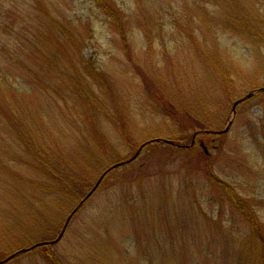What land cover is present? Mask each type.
<instances>
[{"label":"rangeland","instance_id":"1","mask_svg":"<svg viewBox=\"0 0 264 264\" xmlns=\"http://www.w3.org/2000/svg\"><path fill=\"white\" fill-rule=\"evenodd\" d=\"M113 1L129 18L128 45H125L124 53H131L132 63L124 57L122 43L104 17L93 5L83 0H0V14L9 11L14 15L13 19L23 21L31 28L35 16L34 6L36 2H44L45 7L51 8L53 17L60 16L55 18L75 23H78L76 20L82 23L91 21L93 38L86 42L82 60L85 62L90 59L93 68L101 71V75L106 78L104 83L107 94L100 96L105 104L111 99L117 100L116 94L121 97L123 91L137 123L133 124L135 136L140 139L150 134L160 136L159 139L163 140L172 137L167 133L173 127L170 120L158 115L154 107L161 104L159 96L166 108L171 107L168 105L170 103L175 111H180L179 103L168 96L169 91L183 104L193 95L189 87H196L201 78H206L205 72L208 74L213 61L210 58L205 62L194 52L199 43L197 36L200 38L202 32L208 33L210 30L205 39L214 47L210 49L213 56L219 55L220 51L222 58L231 57L232 62L240 66H245L246 60L252 59V64L244 70L249 75L264 71V44L259 43V57L257 53L253 56L251 48L257 45L244 42L240 37L224 31L221 26L209 24L207 28L206 24L216 20L211 16L222 15L225 30H228L226 25L232 27V22L237 23L243 12L253 17L252 21L257 25L264 16V0H221L219 7L222 9L216 6L213 8L206 0ZM194 4L203 6L207 10L205 13H210L200 16L203 23L198 18L201 12L195 15L194 11L197 10ZM139 11L150 14L156 24L165 26L160 28L161 31L159 28L152 31L150 44L138 29L137 23L142 22ZM192 14L200 26L197 28L196 20L189 24L195 42L188 44L184 35L172 29V22L184 23ZM229 17L232 22H229ZM200 27L202 31H198ZM20 36L24 45L15 43L8 32H0V44L7 50L8 56L14 53V49L26 51L28 43L25 40L32 36L23 30ZM147 46H151L150 49ZM259 58L262 60L259 61ZM146 64H149L148 75L159 79L161 85L155 83L159 89H151V97L148 92L150 86L147 89L135 75V70L141 71ZM165 83L166 87L162 88ZM245 83L244 93L239 89L238 96L255 94L239 107L235 116L230 113L222 130H219L223 131L229 121L232 122L229 132L223 138L203 140L199 137L193 149L175 152L162 146L148 147L132 164L110 173L68 224L61 241L51 248L62 264H184L183 261H191V264H237L233 255L248 236L245 225L238 220L233 226L229 215L227 218L221 216L224 222L220 223L224 224L225 234L219 233L213 228L214 225L208 224L204 216L198 217L195 209L187 214L184 203L186 199L189 200L187 194L192 188L199 198V204H203L205 198L208 200L213 194L208 188L203 190L202 185L206 182L201 175L202 166L198 156L201 153L200 142L208 149L211 161L209 166L216 178L226 181L236 195L263 200L264 203V93H256V90L264 87V74L254 82ZM111 86L116 94L109 93ZM24 94L23 98H18L20 104L38 107L43 111L42 126L48 139L45 148L50 151L51 160L62 165L63 174L74 173L83 182L93 181L94 186L98 175L111 162H117L119 158L126 159L132 154L135 156L136 153L128 151L120 142L113 125L100 120L94 123V128L106 139L107 147L112 146L109 148V161L105 159L104 162L103 155L98 152L94 158L95 153L91 147L96 140L90 134L87 124L70 119L71 112L60 108L62 103L51 94H43L41 91L32 94L27 91ZM108 96L111 98L108 99ZM221 97L222 109L215 115L217 119L224 114L227 103L226 96ZM95 111L92 108L89 112L94 115ZM188 111H191L190 106ZM5 130L6 124L0 123V255L8 253L0 256V262L5 259L4 256L9 257L24 249L25 244L31 247L40 241L55 240L76 206L74 197L70 198L54 190V179L42 171L44 161L36 159V156L30 158ZM216 147L220 151L215 152ZM201 206L209 208L207 204ZM117 208L119 211L116 219L109 221L111 210L115 212ZM226 209H230L229 206ZM258 216L264 223V210ZM43 219L45 221L41 222ZM55 223H58L57 226L50 232L49 229ZM41 224L46 226L42 225L41 228ZM236 228H239L240 233L238 239L230 235ZM23 238L25 242H21ZM3 264L45 262L41 252L34 250Z\"/></svg>","mask_w":264,"mask_h":264},{"label":"trees","instance_id":"2","mask_svg":"<svg viewBox=\"0 0 264 264\" xmlns=\"http://www.w3.org/2000/svg\"><path fill=\"white\" fill-rule=\"evenodd\" d=\"M83 1L93 5V7L99 11L100 15L104 17L108 26H110L109 28L119 38V42L122 43L121 50H123L124 57L128 62L132 63L131 53H124L126 48L125 45H128V16L124 15L113 0ZM206 1L207 3H211L213 8H215V6L219 7V1L221 0ZM149 2L151 1L149 0ZM194 5L197 8H195L197 11H194L195 15L196 12H201L198 15V18L202 22L200 16H205L206 14L209 15L210 13H205L207 10L203 6L198 4ZM34 7L33 11L35 12V16L32 18L33 26L31 28H28L27 23H23V21H19V19H13L14 15L9 13V11L3 15L0 14V32H8L9 36L14 38L15 43L24 45L20 36L22 30L26 31L30 37L32 36V38L25 40L28 43L25 52H20L14 49V53H11V55L8 56L7 50L0 44V123L6 124L7 130H5V132L8 133L11 138H15L18 142L17 146L23 151H26L30 158L33 159L36 156V159L38 158L44 161L41 165L42 171L50 176V178L54 179V190L57 193L67 195L70 198L74 197V200H76V206L87 195V191L92 189L93 181L85 180V182H83L81 179L79 180V177L74 173L63 174L62 165L55 163L53 159L51 160V153L45 148L48 139L42 126L44 120V118H42L44 117L43 111L38 107H31L28 104H20L18 98H23L25 92L29 91L32 94L41 91L43 94H51L50 96H53L54 99L57 98L58 101L62 103L60 108H65L67 112H71L70 119H73L77 123L82 122L87 124L90 134L94 136V140H96L95 144L92 143L91 147L95 153L93 154V157L96 158V152H98L100 155H103L102 158L105 162V159L109 161L108 153L109 148L112 145L107 147L108 144L106 139H104L102 134L94 128V123L97 121L102 120L112 124L115 132H117L119 136L120 142L124 144L128 151L134 153L138 151L139 146L144 145L145 143L147 144L143 150L148 147L156 148V146H162L170 152L190 150V148L193 149V147H195L196 140L199 137L202 139L204 138L203 140L212 137L223 138L224 134L216 135L214 133L222 130L221 127L229 118L233 104L247 95L238 96L237 91L240 89L244 93L246 88L244 85L247 84L245 82H254L264 74V71H258L255 73L252 72L249 75V72L244 70L248 69L247 67L252 64V59H247L245 66L243 64L240 66V64L233 63L231 57L222 58L220 51L218 52L219 55L216 54V56H213L211 54L212 50L210 49H213L214 47L213 45H209L208 39H205L210 33V30H208V33L202 32L200 38L197 36L199 43L194 49V52L205 62L211 58L213 63L210 71L208 72L205 69L208 72V74L205 72L206 78H201L200 81L197 82L199 84L196 87H189L191 88L190 93L192 92L195 97L192 95V97H189L185 102L182 101L184 102L183 104L169 91L170 95L168 96L174 98L176 102L179 103L181 110L178 112L173 109L172 104L170 103H168V105L171 107L166 108L160 97L156 95L158 96V101L163 105L162 106L159 103L160 105H158V107H154L156 113L164 119L170 120L173 126L167 131V133H170L172 136L167 138L169 139L167 141L172 144L160 142L149 143L152 139H159L161 137L153 136L152 134L144 139L136 137V131L133 124L137 123L133 118L131 105L129 106V104H127V98L123 96V91L121 94L122 96L120 97L115 93V90L111 86L109 93L114 92L117 95V100L111 99L108 104H105L100 96L102 94L103 96L107 94L106 85L104 83L106 78L103 74L101 75V71H96L93 68L90 59L85 62L82 60V57L84 56L83 50L86 47L85 44L93 38L91 21H85L86 23H82L83 21L76 20L78 23H75L69 20L66 21V19L60 20V16H55L59 17L55 18L53 17L51 8L45 7L44 2L42 4L36 2V6ZM219 8H221V6ZM243 8L242 5V9ZM139 13L142 22L137 23L138 29L142 31L145 41L150 44L152 41L150 37L152 31L158 28L159 31H161L162 29L160 28L165 26L163 24H156L150 14L142 13V11H139ZM211 17L216 18V20L213 22V19L211 20V23H206L208 24L207 28L209 27V24H213L214 27L221 26L224 31L240 37L244 42L249 41L252 45H257L256 47L252 46L251 51L253 56L254 53H257L259 57L258 49L261 48L259 43L264 44V32L262 31L264 26V16L262 19L259 17L260 23L257 25L252 21L253 17H248L246 14L244 15L243 12L238 18L237 23L235 21L232 22L231 16L228 19L229 22H232V27L226 25V28L230 31L225 30L222 15ZM232 19L235 20L233 17ZM194 20L196 19L194 14H192V17L188 18L184 23L179 21L172 22V25L174 26L172 29L176 30L177 34L184 35L186 40H188V44H191L193 41L195 42L193 39L194 37L192 36L193 30L189 25ZM234 23H236V25ZM196 24H198V28L200 25L197 20ZM198 31H202L201 27ZM150 47L151 46H147L149 49ZM204 50L206 52H204ZM19 53L22 55H19ZM260 60L262 59L259 58V61ZM141 69V71L135 70V75L141 79L147 89L150 86L148 92L152 91L151 89L154 91L158 90V86L161 87L159 79L148 75L149 64H146ZM13 80L15 81L14 83H12ZM155 83L158 85L157 87L155 86ZM164 87H166V83L162 84V88ZM108 88L109 83L107 89ZM180 92L186 93L182 91ZM149 95L151 97L150 92ZM222 95L226 96L227 103L224 107V114L221 116L222 119L221 117L217 119L215 115L222 109ZM110 98L111 97L108 99ZM169 101L174 102V100ZM247 101L236 106L235 114H237L239 107ZM189 106L191 107V111H188ZM92 108L96 110L94 115L89 112ZM197 133H200V135L196 137L195 144L187 149L186 146L192 144L193 136ZM200 144H203V142H200ZM200 149L201 153L198 156L200 157L202 166L201 175H203L206 182L202 185L203 190L208 188L211 192L213 191V194L210 195L208 200L205 198L203 204H199V198L192 188L187 194L189 200L186 199V203H184V206H187L186 213L188 214L192 212V209H195L198 217L200 215L204 216L208 224L214 225L213 228L217 232L223 234H225L223 232L224 224L220 222H224V220L220 219L221 216L227 218V215H229L233 220V226L236 221L240 220L249 233L247 232V238L239 244L240 248L233 255L235 256V258H233L236 259L237 264H264V223L261 222L258 216V213L264 210L263 200L246 199L236 195L234 189L231 188L226 181H221L213 175L211 165L209 166L211 161L208 156V149L206 148L207 154L204 153L201 147ZM143 150L141 153H143ZM214 150L215 152L220 151L217 147ZM13 152L15 153V151ZM132 157L133 154L126 159L119 158L117 162H111L109 166L103 169L98 175L96 181L101 177H103V181L113 171L132 164L138 158L137 157L135 160L131 161ZM116 164L122 165L115 169H111ZM53 170L54 173L52 172ZM203 197L204 196L202 195V198ZM206 204L209 206L208 209L201 206ZM83 205L84 203L81 204L74 216L78 214ZM226 206H229L230 209H226ZM117 211H119L118 208L115 212L111 210L109 221L110 219H116ZM42 221L45 220L43 219L41 222ZM57 224L58 223H55V226L49 229L50 232L53 231L52 229H54ZM42 225L46 226V224H41V228H43ZM35 228L36 227H34V229ZM238 229L239 228H236L230 233L233 238L235 237L238 239V235L240 234ZM44 234L45 233L42 235ZM21 242H25L24 238ZM42 242L46 241H40L39 243ZM25 245L24 249L29 248V244ZM52 247L53 246L50 245L40 246L36 248L35 251L41 252L45 264H62L61 260L52 253ZM5 254L8 253H1L0 256ZM21 255L22 254H19L18 256ZM6 257L4 256L3 259ZM189 262L190 263L183 261L184 264H191V261ZM159 264L163 263L160 262Z\"/></svg>","mask_w":264,"mask_h":264},{"label":"water","instance_id":"3","mask_svg":"<svg viewBox=\"0 0 264 264\" xmlns=\"http://www.w3.org/2000/svg\"><path fill=\"white\" fill-rule=\"evenodd\" d=\"M258 92H264V87H263L262 89H259V90L256 91V93H258ZM253 94H255V93H250V94H248L247 96H245L243 99H240V100L236 101V102L233 104V106H232V113H233V115H235L234 113H235V108H236V106H237L238 104L242 103L243 101L248 100L249 98H251V97L253 96ZM231 124H232V122L230 121V122L228 123L227 127H226L223 131H221L220 133H221V134L226 133V132L229 130ZM220 133H219V134H220ZM195 136H196V135L193 136V139L195 138ZM152 142H162V143H165V144H171V142H169V141H166V140H160V139H159V140H158V139H157V140H154V141H152ZM144 146H145V145H142V146L138 149L137 153H136L135 156L131 159V161L134 160V159L140 154V152H141V150L143 149ZM129 162H130V161H129ZM121 165H122V164H116V165H115L113 168H111V169H115V168H117V167H119V166H121ZM107 172H108V171H107ZM102 178H103V177L99 178V180L95 183V185L93 186V188L87 193V195L82 199V201L77 205V207L71 212V214H70L69 217L67 218V220H66V222H65V224H64V226H63V228H62V230H61V232L59 233V235L56 237L55 240H53V241H51V242L38 243V244H35L33 247H31V248H29V249H24V250L18 251L17 253H14L13 255H11V256H9L7 259H5L4 262H7L8 260L13 259V258H14L15 256H17L18 254H22V253L30 252V251H32V250H34V249H36V248H38V247H40V246H43V245H55V244H57V243L62 239L63 234L65 233V230H66V228H67V226H68V223H69V221L71 220L72 216L76 213V211H77L78 208L81 206V204L84 203L87 199H89V198L91 197V195H93V193L97 190V188L99 187V185H100V183H101V181H102Z\"/></svg>","mask_w":264,"mask_h":264}]
</instances>
